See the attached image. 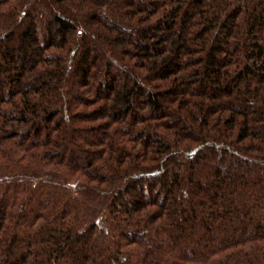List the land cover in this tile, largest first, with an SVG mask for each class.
<instances>
[{"label": "trees", "instance_id": "obj_1", "mask_svg": "<svg viewBox=\"0 0 264 264\" xmlns=\"http://www.w3.org/2000/svg\"><path fill=\"white\" fill-rule=\"evenodd\" d=\"M0 264H264V0H0Z\"/></svg>", "mask_w": 264, "mask_h": 264}, {"label": "rangeland", "instance_id": "obj_2", "mask_svg": "<svg viewBox=\"0 0 264 264\" xmlns=\"http://www.w3.org/2000/svg\"><path fill=\"white\" fill-rule=\"evenodd\" d=\"M125 202H126V201H125ZM126 203H127V202H126ZM120 205H122V204H120ZM65 257H66V260L71 259V258H70L71 256L68 255V254H67Z\"/></svg>", "mask_w": 264, "mask_h": 264}]
</instances>
